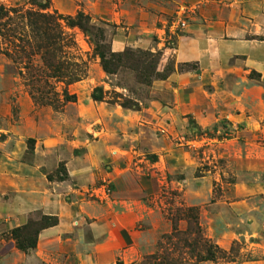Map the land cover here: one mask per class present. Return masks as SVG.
I'll use <instances>...</instances> for the list:
<instances>
[{
	"label": "rangeland",
	"instance_id": "rangeland-1",
	"mask_svg": "<svg viewBox=\"0 0 264 264\" xmlns=\"http://www.w3.org/2000/svg\"><path fill=\"white\" fill-rule=\"evenodd\" d=\"M230 2L0 0L9 11L0 21V204L34 180L80 214L70 237L84 244L26 262L36 248L20 252L9 231L0 264H264V79L246 80L224 60L210 71L187 62L205 32L215 50L206 27ZM27 12L61 18V60L84 64L83 80L58 83L38 53L20 50ZM78 14L86 32L65 26ZM232 74L251 92L235 91ZM32 84L45 100L61 102L66 90L76 101L34 102ZM101 187L109 195L93 193ZM187 210L200 233L188 232ZM42 216L31 212L26 223ZM85 245L92 250L80 258ZM206 250L216 259L198 262Z\"/></svg>",
	"mask_w": 264,
	"mask_h": 264
},
{
	"label": "crops",
	"instance_id": "crops-1",
	"mask_svg": "<svg viewBox=\"0 0 264 264\" xmlns=\"http://www.w3.org/2000/svg\"><path fill=\"white\" fill-rule=\"evenodd\" d=\"M228 1H231L227 5L228 8L221 12L215 11L213 19H210L211 27H206L210 35L216 36L215 50L206 47L207 33L205 32L202 34L204 42H199L198 46L194 44L192 54L187 53V62L191 59L199 61L200 68L210 71L211 61L213 63L214 59L224 60L227 64L229 63L228 70H241L246 80H248L246 75L250 73L264 79V42L260 39L264 37V0ZM220 21H222V29L218 25ZM241 79L232 74L228 81L234 83L235 91L238 90L246 96L251 89L245 87V82ZM246 83L248 85V82ZM237 84L239 86H236ZM40 186L41 184L34 180L26 181L24 187H20L22 192L16 193L15 200L8 204H0V236L24 226L31 212H39L43 216L58 219L56 227L46 229L39 234L36 249L25 256L26 262H37L38 259L44 261L43 258L48 256L49 252H56L59 249L63 251L64 248L73 247V245L70 246L73 241L70 236L74 234L71 222L80 215L72 207L63 203L58 196L42 193ZM78 241H80L79 235L73 242ZM78 243L81 244V242ZM10 245H4L3 248H10ZM84 247L81 248L82 253L81 249L77 248L80 258L88 255L90 249L92 250L89 245ZM14 253L15 249H10L7 253L8 257H13Z\"/></svg>",
	"mask_w": 264,
	"mask_h": 264
},
{
	"label": "trees",
	"instance_id": "trees-1",
	"mask_svg": "<svg viewBox=\"0 0 264 264\" xmlns=\"http://www.w3.org/2000/svg\"><path fill=\"white\" fill-rule=\"evenodd\" d=\"M9 16V11H6L2 6H0V21L7 19ZM27 25H25L29 31V38H20L18 41L22 52L25 51V47L34 50L40 56V60L45 67L46 71L49 72V78L56 80V82L65 83L66 86L78 83L83 80L86 76L84 64L72 63L68 60H61L60 54L62 51V44L65 40L62 32L59 30L60 26L58 24L59 17L55 18L53 15L40 14L35 12L26 13ZM66 25L68 28H78L82 32H86L89 27V19L83 14H78L75 18H65ZM1 25V24H0ZM66 46V45H65ZM101 60V65L106 74H112V70L106 62L105 55L98 53ZM113 56V55H112ZM26 57H29L27 55ZM32 89H34L38 95L35 93H30L32 100L41 101L44 104L51 106L55 109H59L61 105L66 103H74L76 98L74 95H68L67 91H63L62 101L54 100L52 98H47L45 100L42 98V91L36 88L32 84ZM53 96L57 97V94L53 92ZM94 102L102 101V90L95 88L91 95ZM32 143V141H29ZM192 210H187L185 218L187 219L188 232L189 233H200L199 227L195 222ZM173 222V219L171 220ZM35 224V225H34ZM28 222L24 226L13 229L8 234L9 237L14 241L17 250L24 254H28L29 251L36 248L37 239L39 234L49 228L56 227L58 225L57 217H46L42 216L40 221L36 223ZM33 226L37 228L33 230ZM175 231V230H174ZM217 249V248H216ZM215 255L211 250H206V256L201 257L198 262L208 261L213 262L215 260Z\"/></svg>",
	"mask_w": 264,
	"mask_h": 264
},
{
	"label": "built area",
	"instance_id": "built-area-1",
	"mask_svg": "<svg viewBox=\"0 0 264 264\" xmlns=\"http://www.w3.org/2000/svg\"><path fill=\"white\" fill-rule=\"evenodd\" d=\"M101 190V193H102V196H107V195H109V193H110V189L109 188H104V187H101V188H95L94 190H93V193L98 197L99 196V191Z\"/></svg>",
	"mask_w": 264,
	"mask_h": 264
}]
</instances>
